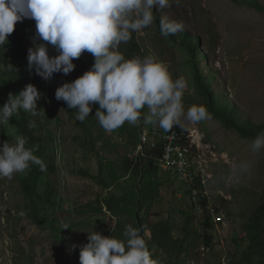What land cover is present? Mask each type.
<instances>
[{"label":"rangeland","instance_id":"rangeland-1","mask_svg":"<svg viewBox=\"0 0 264 264\" xmlns=\"http://www.w3.org/2000/svg\"><path fill=\"white\" fill-rule=\"evenodd\" d=\"M239 1L241 4L233 0H181L177 5L171 0V7L154 13L160 18L182 20L183 32L162 36L154 21L132 34L138 47L131 57L152 55L165 63L173 79L183 76L187 81L185 110L196 104L205 106L209 113L210 118L204 121L185 122L192 126L193 136L203 143L208 156L216 157L207 180V194L218 209L213 215V228L208 231L212 237L210 248L192 232L194 228L196 233H203L199 225L203 216L202 210L191 206L185 192L190 188L148 159L152 150L147 145L139 149L140 142L135 144L138 134L146 133L151 125L141 119L138 125L125 122L107 132L94 116L98 105L93 106L85 121L77 120L76 111L55 98L57 87L73 72L67 76L54 73L45 81L34 69L28 70L27 60L12 56L8 47L0 46V97L6 101L9 93L22 89L19 82L26 71L34 76V85L42 86L47 94L37 101L41 115L34 118L27 113V117L28 122L36 121L34 134L45 137L41 138V150L34 154L47 166H53L41 171L37 192L44 196L43 187L48 183L57 195L56 205L42 199L33 203L25 197L21 181L33 165L11 180L0 179V264H80L79 251L88 242L87 232L95 230L123 239L128 224L141 228L157 264H264V152H252L256 136L242 135L210 112L209 96L202 84L210 83L216 104L232 106L236 120L249 121L255 132H264V9ZM257 1L264 7V0ZM18 29L26 48L32 47L35 21L24 19ZM196 35L200 42L193 46L194 56L183 38ZM129 46L130 41L122 43L120 51L124 54ZM48 49L50 56L57 54L51 45ZM124 55L130 58L127 53ZM73 63L83 74L94 63V57L84 52ZM10 64L14 69L6 70ZM143 111L142 116L146 113ZM17 136L18 130L10 121L0 125V144L7 140L11 143ZM202 149L198 151L203 153ZM242 160L252 162L251 170L235 180L231 178V167ZM151 165L156 167L148 172ZM112 172L122 178L112 182ZM100 179L111 185L101 186ZM152 181L154 184L149 185ZM112 196L121 204L118 213L108 211L102 203ZM131 209L134 215L130 214ZM188 215L193 219L187 220ZM140 218L145 221L144 227L138 224ZM161 222L171 227L169 236L161 235ZM65 225L69 227L63 229ZM154 226L158 227L156 235L162 239L161 245L153 240ZM187 231L191 232L187 242L175 255L176 241Z\"/></svg>","mask_w":264,"mask_h":264},{"label":"clouds","instance_id":"clouds-1","mask_svg":"<svg viewBox=\"0 0 264 264\" xmlns=\"http://www.w3.org/2000/svg\"><path fill=\"white\" fill-rule=\"evenodd\" d=\"M180 2L175 0L177 5ZM168 7L171 0H0V46L8 42L17 22L34 20L33 46L28 48L26 57L30 72L34 69L36 75L47 81L54 73L65 76L71 73L76 67L73 61L84 52L94 57L89 69L55 91L56 100L64 101L68 108L75 110L77 120L85 121L93 106L98 105L94 116L107 132L120 128L125 122L138 125L143 119L150 128L158 126L170 133L174 126L183 128L184 121L198 123L210 118L206 107L193 104L185 110L183 96L187 81L183 76L173 79L162 61L152 55L126 58L120 51V45L129 42L134 32L153 24L154 10ZM159 27L165 37L185 30L182 20L167 16H161ZM37 39L42 42L37 43ZM49 45L55 48L56 55H49ZM12 69L10 64L6 70ZM41 95L31 83L16 94L9 93L0 106V125L8 123L20 111L39 117L41 109L37 108V101ZM143 109L147 111L142 116ZM28 127L35 128L36 121L30 120ZM26 143L23 136H17L11 143L7 140L0 144V179L11 180L15 174L29 170L31 165L46 171L44 161L33 149L26 148ZM251 150L255 154L264 152V132L257 134ZM209 158L210 168L216 157ZM251 167L249 160L233 164L231 178L238 180ZM181 182L187 189L191 188ZM190 201L202 210L201 204H195L191 196ZM68 227L65 225L63 229ZM87 233L88 242L79 251L80 264H157L141 228L126 225L123 239L95 230Z\"/></svg>","mask_w":264,"mask_h":264},{"label":"trees","instance_id":"trees-1","mask_svg":"<svg viewBox=\"0 0 264 264\" xmlns=\"http://www.w3.org/2000/svg\"><path fill=\"white\" fill-rule=\"evenodd\" d=\"M235 3L241 4V2L239 0H233ZM245 4L249 7H253L256 9H264V7L261 6V4L257 1V0H246ZM154 17H155V24L157 27V30L160 32V27H159V21H160V17L159 15H156L154 13ZM18 24L19 22L16 23L15 25V29L13 31L12 34H10L8 36V42H5V46L4 47H8V49L10 50V54L16 58H20L23 60H27V48L26 45L24 43V39L21 35V33L19 32L18 29ZM161 33V32H160ZM185 34V33H183ZM182 34V35H183ZM170 37H173V35H169ZM191 38V39H190ZM183 41L186 45V47L189 48V50L191 51L192 54H194L195 56V52L193 50V46H197L200 42V37L198 35L194 36L193 38L190 37H184ZM137 44L133 41V38L130 40V46L127 47V50H124V54L127 53V55L129 57H131L132 53L134 50L137 49ZM212 72H215V70H211ZM73 75H71L70 77H65L67 78V81H72L75 78H77L78 76L82 75L80 72H82V70L77 67L76 69H74L73 71ZM30 73H28L27 71L24 73V75L22 76V80L20 83V85L22 86V89L25 87L26 84H33L34 82L31 80V77H34L33 75H30ZM198 76V75H197ZM202 84L204 85L205 89H206V94H208V98L209 101L207 102V108L210 110V112L214 113L227 127L229 128H235L238 130V132H240L242 135L245 136H250V137H254L257 136V132H255L253 125L248 121L245 123H241L238 119L236 120V118L234 117V113L232 112V106L229 105L228 103H221L220 106L218 104H216L213 100V97L211 96V90H210V83H205L202 81ZM37 89L41 92V98L47 96V94L45 93V90H43L42 86L37 87ZM6 101L3 100L2 97H0V106H2ZM144 111H147V109H143ZM142 110V111H143ZM143 111V112H144ZM10 122L13 123L15 125V127L18 130L19 136H23L27 143L26 148L29 149H34V152H39L42 148V143H41V138L45 139L44 135L41 133L40 136L38 134H34V130L35 128H29L28 127V117H27V113L20 111L19 114H15L13 115L12 118H10ZM264 129L262 128V131ZM87 131V130H86ZM88 132V131H87ZM140 133V132H139ZM142 134V133H141ZM139 140L136 139V145L140 142V137ZM137 136V135H136ZM90 145L91 148L93 147V138L90 135ZM46 164V168H51L53 167L52 165L47 166L48 164L45 162ZM101 165V163H100ZM155 169V167L153 165H151L148 168V172H152V170ZM102 173V167L100 170V174ZM110 176L114 177L112 179V182L115 179L120 180L122 178V176H119L116 172H112L110 174ZM169 176V175H168ZM124 177V176H123ZM170 177V176H169ZM42 180V172L41 171H36V166L33 165L32 166V170L30 172L29 175H27L26 177H24L21 181V186L23 187L24 190V194L25 197L33 202L36 203L37 199H42L45 200L46 202H48L51 205H56L57 201L55 200V196L56 195V190L49 185L48 183L45 184V186L43 187V195H39L38 194V187L40 185V181ZM117 180V181H118ZM100 185L101 186H108L111 185V182L107 183L104 179H100ZM116 181V182H117ZM154 184V181H152L151 183H149V185ZM158 184V183H157ZM197 188H200L199 185H197ZM203 188L201 189V195L202 198L200 200V204H201V209H202V218L199 221V225L202 227L203 233L199 234L196 233L197 231H195V229H192V232L196 235V237H201V239H203V243L207 248H210L212 246V237L211 234L208 232L213 228L214 225V221H213V213H218V209L214 206V203L211 202L210 198L207 199L206 197L203 196ZM191 191L192 188H190L189 190H186L185 192L187 193V195H191ZM44 198H43V197ZM144 197L147 198L148 194H144ZM102 203L105 205L106 209L108 211H111L113 213H118L119 212V208L121 207V204L118 200V198L115 197H110V198H105L104 200H102ZM191 206L194 209V204H191ZM195 208H197L195 206ZM130 214L134 215L135 211L134 210H129ZM193 219V216L188 215L187 216V220H191ZM34 221H36L37 223L39 222L38 219H34ZM145 221L142 220L141 218L138 220V224L142 227H144ZM159 226V231L162 232L161 235H166L169 236L170 235V229L171 227L169 226V224H166V222H161L158 223ZM158 227L154 226L152 229V235H153V240L155 241V243L157 245H161V238H159V236L156 235V230ZM186 234H182L176 241V245H175V255H177L179 252H181L184 248V244H186V239L189 235V233L191 232H184ZM185 264V263H183Z\"/></svg>","mask_w":264,"mask_h":264},{"label":"built area","instance_id":"built-area-1","mask_svg":"<svg viewBox=\"0 0 264 264\" xmlns=\"http://www.w3.org/2000/svg\"><path fill=\"white\" fill-rule=\"evenodd\" d=\"M183 123V128L174 126L170 133L152 125L149 132L142 136L145 140H141L139 149L147 145L152 150L149 158L168 175H174L189 184L192 201L200 204L202 188L203 196L210 198L207 194L210 158L204 146L199 145V140L197 143L188 142V135H194L192 126L185 121ZM194 147L203 148V155H194ZM197 180H204V187L197 188Z\"/></svg>","mask_w":264,"mask_h":264},{"label":"bare ground","instance_id":"bare-ground-1","mask_svg":"<svg viewBox=\"0 0 264 264\" xmlns=\"http://www.w3.org/2000/svg\"><path fill=\"white\" fill-rule=\"evenodd\" d=\"M195 128V127H194ZM199 136V134H198ZM200 137V136H199ZM197 138V136H196ZM193 135H188V142L189 143H197V140ZM201 138V137H200ZM200 142V141H199ZM203 143H199V145L201 146ZM198 149H200V147H194V155H203V153H201L200 151H198ZM202 149V148H201ZM203 150V149H202ZM174 176V175H171ZM197 185H199L200 187H204V180H197Z\"/></svg>","mask_w":264,"mask_h":264}]
</instances>
